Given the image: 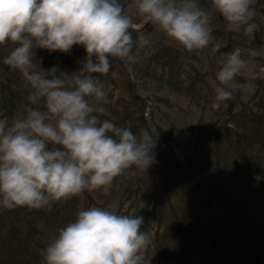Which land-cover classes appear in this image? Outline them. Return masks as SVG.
Masks as SVG:
<instances>
[{"label": "clouds", "instance_id": "9594fccd", "mask_svg": "<svg viewBox=\"0 0 264 264\" xmlns=\"http://www.w3.org/2000/svg\"><path fill=\"white\" fill-rule=\"evenodd\" d=\"M255 0H211L234 32L251 34ZM139 14L167 37L168 45L188 51L221 44L213 34L212 14L201 0H135ZM136 27L124 0H0V45L12 43L4 63L18 69L30 85V103L19 115L0 110V212L26 206L51 208L85 190L108 192L129 169L149 171L157 162L156 135L118 125L106 105L100 75H117L115 58L136 60L153 43ZM87 52L82 66L69 72L59 65L37 69V48L68 53L74 45ZM247 52V56L244 53ZM254 49L235 47L216 73L211 107L219 109L256 87L264 67L254 66ZM81 70L83 74H81ZM248 78L237 82V77ZM42 104V106H40ZM37 105V106H34ZM115 206L82 207L43 250L46 264H151V233L143 215Z\"/></svg>", "mask_w": 264, "mask_h": 264}, {"label": "trees", "instance_id": "16d2710c", "mask_svg": "<svg viewBox=\"0 0 264 264\" xmlns=\"http://www.w3.org/2000/svg\"><path fill=\"white\" fill-rule=\"evenodd\" d=\"M201 5L212 9L211 0H201ZM137 32L133 30L134 35ZM12 47V43L0 45V69L8 74L5 81L0 80V110L9 116L29 102L31 91L22 73L4 63ZM169 48L166 45L163 50ZM33 62L37 69L41 65H59L69 72L78 68L58 50L44 48ZM96 75L103 79L104 74ZM127 86L140 110L133 119L117 124L130 126L137 134L147 128L156 135L157 162L142 174L129 169L116 181L122 180L125 199L142 191L152 201L150 217L157 228L148 256L151 264H168L170 258L175 264H192L199 241L207 247L211 264H259L254 255L264 251V113L244 111L241 116L251 123L244 131L220 128L215 137L217 152L203 149L178 157L165 129L158 125L155 132L147 121V102L131 79ZM106 107L112 115L105 118L116 123L118 107ZM94 192L105 194L101 189L83 194ZM81 194L55 202L51 208L20 206L0 212V264H46L43 250L62 226L76 218Z\"/></svg>", "mask_w": 264, "mask_h": 264}, {"label": "rangeland", "instance_id": "374dc122", "mask_svg": "<svg viewBox=\"0 0 264 264\" xmlns=\"http://www.w3.org/2000/svg\"><path fill=\"white\" fill-rule=\"evenodd\" d=\"M124 2L126 11L133 17L136 25L133 30L150 33L153 43L142 49L136 60L115 58L113 69L117 75L113 76L109 72L103 76L102 81L110 101L108 104L118 107L115 111L116 123H121L124 118L133 119L134 114L138 115L140 110L127 86L129 79L134 82L137 94L147 102L145 116L152 129L156 132L158 125L165 129L178 157H182L184 153L187 155L196 151L199 153L203 149L217 152L215 137L220 128L225 126L244 131V127L251 124L241 116H244V111L264 113V77L259 76L255 78L256 87L253 90L242 92L237 84L234 86L233 98L222 103L219 109L211 107L215 97V84L218 83L216 73L227 54L235 47L254 49L256 52L252 58L254 66L257 69L264 67V2L255 0L253 4L256 9L253 20L257 27L251 34L229 30L223 16L210 11L213 34L216 38L214 42H219L221 47L217 51H212L209 46L191 52L182 46L165 43L167 39L165 34L139 14L135 0ZM166 45L170 48L164 51ZM41 50L42 48H37V54ZM58 52L62 58L69 57L72 64L78 68L82 66V61L87 56L86 49L79 44L68 53L60 50ZM244 55L247 56V52ZM81 73L83 74L82 70ZM6 77L8 74L0 69V80L5 81ZM247 78L246 75L238 76L237 82ZM20 111L21 106L15 115H19ZM165 144L164 142L163 146ZM116 179L111 186L113 190L109 189L105 194L94 192L87 196L82 193L78 199L79 210L93 205L115 206L114 210L121 213H130L135 209L136 214L145 218L142 228H148L150 231L152 244L157 228V222L150 217L152 201L142 191L136 194L135 191L132 198L125 199L122 197L125 189L122 180ZM150 248L151 246L147 250V257ZM206 248L201 241L196 243L192 253V264H211V260L207 258ZM258 254L257 257L254 255L255 261L257 258L259 264H264V251ZM168 264H175L172 258L168 259Z\"/></svg>", "mask_w": 264, "mask_h": 264}]
</instances>
